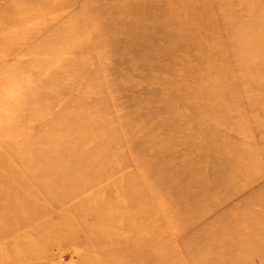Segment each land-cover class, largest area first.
<instances>
[{"label":"rangeland","instance_id":"374dc122","mask_svg":"<svg viewBox=\"0 0 264 264\" xmlns=\"http://www.w3.org/2000/svg\"><path fill=\"white\" fill-rule=\"evenodd\" d=\"M0 264H264V0H0Z\"/></svg>","mask_w":264,"mask_h":264},{"label":"bare ground","instance_id":"6f19581e","mask_svg":"<svg viewBox=\"0 0 264 264\" xmlns=\"http://www.w3.org/2000/svg\"><path fill=\"white\" fill-rule=\"evenodd\" d=\"M182 7V6H181ZM225 30V29H224ZM156 36H158V35H156ZM170 120V119H169Z\"/></svg>","mask_w":264,"mask_h":264}]
</instances>
